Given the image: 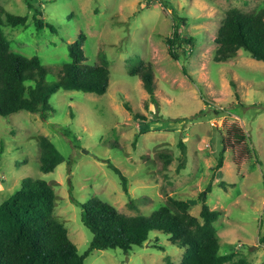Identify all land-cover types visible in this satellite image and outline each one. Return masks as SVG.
<instances>
[{
  "label": "rangeland",
  "instance_id": "1",
  "mask_svg": "<svg viewBox=\"0 0 264 264\" xmlns=\"http://www.w3.org/2000/svg\"><path fill=\"white\" fill-rule=\"evenodd\" d=\"M158 1L163 4L31 0L57 29L52 30L36 26L29 0H2L9 11L29 15L26 25L4 26L12 50L41 55L50 68L49 79H57L70 59L69 44L84 31L88 61H99L103 52L111 81L104 94L57 91L51 98L56 109L47 119L28 110L0 115V203L24 178L46 179L59 196L56 214L85 253L93 232L83 221L81 203L93 196L134 215L151 214L174 195L190 201L191 212L200 216V194L212 185L207 204L222 212L215 222L220 252L235 253L226 264H264V60L244 49L234 58L214 60L215 38L227 10L257 11L264 0ZM174 23H180L183 34L195 36L191 53L180 59L169 53L165 38L173 35ZM137 57L154 65L156 100L141 77L129 72ZM234 124L249 132L252 149L239 166L234 158L240 152L224 145L227 128ZM40 134L48 135L66 157L54 171L40 168ZM223 153L225 164L213 180V167ZM108 160L128 176L129 193ZM132 199L139 209L129 206ZM185 252L168 234L154 230L129 252L95 249L85 264H166L168 258L180 264Z\"/></svg>",
  "mask_w": 264,
  "mask_h": 264
},
{
  "label": "trees",
  "instance_id": "2",
  "mask_svg": "<svg viewBox=\"0 0 264 264\" xmlns=\"http://www.w3.org/2000/svg\"><path fill=\"white\" fill-rule=\"evenodd\" d=\"M29 5L34 8L33 18L39 29L49 27L57 30L43 18V9L35 7L31 0ZM28 20L29 15L9 11L0 0V115L8 116L28 110L38 112L47 119L56 109L51 98L61 89L98 94L108 91L111 81L109 60L101 52L99 61H88L84 49L87 35L84 31L69 44L70 59L61 65L55 80L49 79L50 68L44 64L41 55L28 56L13 51L4 26H23ZM165 38L169 53L175 59H180L182 54L189 55L195 43L194 35L183 34L180 23H174L173 35ZM215 42V61L234 58L240 49L256 59L264 60V7L251 12L238 7L227 10ZM184 71L187 72L186 67ZM129 72L141 77L145 89L156 100L157 82L153 63L137 57ZM126 106L132 110L129 103ZM136 115L142 120L145 118L139 112ZM224 136L225 149L230 144L234 153L240 152L241 155L234 158L239 166L252 151L248 144L250 134L239 124H234L227 128ZM38 141L41 170L54 171L66 160L65 155L48 135H38ZM180 145L186 155L187 146L183 139ZM186 158L182 160V167L186 164ZM170 160L168 156L167 162ZM224 164L223 153L213 167V180H216ZM108 166L118 174L122 187L129 193L128 176L110 160ZM211 190L212 185L200 194L203 203L200 216L191 212L190 201L174 195L169 196L167 202L151 214L134 215L124 213L115 204L93 196L81 203L83 221L93 232L89 249L81 253L71 239L65 222L56 214L59 196L53 184L44 178L26 177L21 187L0 203V264H85L87 256L95 249L121 248L129 252L135 245L148 241L154 230L168 234L172 243L186 249L180 264L229 263L235 258V253L220 252L215 222L222 212L207 204V194ZM129 206L139 209L136 199L130 200ZM166 264L177 263L168 258Z\"/></svg>",
  "mask_w": 264,
  "mask_h": 264
}]
</instances>
